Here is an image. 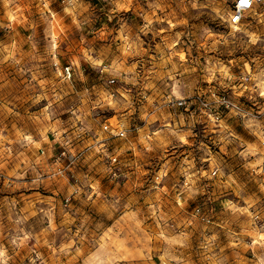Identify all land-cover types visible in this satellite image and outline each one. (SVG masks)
<instances>
[{"label":"rangeland","instance_id":"obj_1","mask_svg":"<svg viewBox=\"0 0 264 264\" xmlns=\"http://www.w3.org/2000/svg\"><path fill=\"white\" fill-rule=\"evenodd\" d=\"M62 1L0 0V264H264V5Z\"/></svg>","mask_w":264,"mask_h":264},{"label":"built area","instance_id":"obj_2","mask_svg":"<svg viewBox=\"0 0 264 264\" xmlns=\"http://www.w3.org/2000/svg\"><path fill=\"white\" fill-rule=\"evenodd\" d=\"M73 0H63L62 2H66L67 4H71ZM105 1V0H104ZM264 5V0H247L246 3H242L241 0H234L231 13L229 15L228 19V25L231 27H237L240 24H242V21L245 17V15L249 12H252L257 6ZM105 68L100 69V72L103 73ZM64 72L67 76V78H70V68H65ZM110 84H113L114 81L111 80L109 82ZM198 104L202 108L208 109V103L205 100H202L201 98H195L194 100H185V99H179V100H171L169 99L167 101V104L171 106L172 108L179 109V110H185L187 111L188 108H190L193 104ZM108 126L104 125L103 129L108 130ZM118 137H123L124 132L123 130H119V132L116 134ZM116 161V158H113V162ZM260 170L264 172V161L260 165ZM198 212V210H196Z\"/></svg>","mask_w":264,"mask_h":264},{"label":"snow or ice","instance_id":"obj_3","mask_svg":"<svg viewBox=\"0 0 264 264\" xmlns=\"http://www.w3.org/2000/svg\"><path fill=\"white\" fill-rule=\"evenodd\" d=\"M241 2H242V3H246V2H247V0H241Z\"/></svg>","mask_w":264,"mask_h":264}]
</instances>
